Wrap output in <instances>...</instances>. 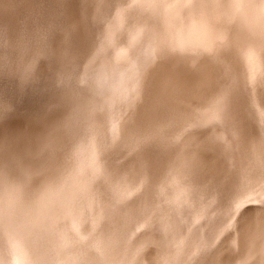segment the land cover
Masks as SVG:
<instances>
[{
    "label": "bare ground",
    "instance_id": "6f19581e",
    "mask_svg": "<svg viewBox=\"0 0 264 264\" xmlns=\"http://www.w3.org/2000/svg\"><path fill=\"white\" fill-rule=\"evenodd\" d=\"M191 1L194 3L197 0ZM121 5L117 17L111 22V26H109L112 31H114L116 22H123L126 20V6L123 3H121ZM151 6L153 8V13L157 15L161 21H165L163 33L160 32L161 30L151 27L147 21L138 19L128 24V40L121 39L118 44L123 49L124 58L130 61L139 58L142 64L145 62L140 72H138L132 80H124L112 94H108V97L101 100L98 99L94 89H92L90 85L87 88L88 90L75 92L76 94L74 97L78 99V104L73 116L69 119L70 121H60V127H62L61 131L51 133L53 135L48 136L49 139L44 141L42 145L39 144L31 148L29 153L23 150L20 156L15 155L17 159L14 158V161H8L7 159L12 157V155L17 153L20 149L18 147L20 144L15 142V137H32V133H35L38 129L57 121L60 111L55 114L56 116L54 112L51 113V111H49L51 114L44 113L45 115L42 114V116L38 113L33 119L29 120L26 118L28 124L25 127H27L28 130L20 135L15 131L18 129L17 125H22L20 120L17 119H22V114L18 115L14 120H10L6 127H4L2 137L0 136V144H5V152L0 151V163H3L5 167L11 165L7 169L3 168L2 172L11 177L25 178L28 181L27 183L34 188L24 184L20 186L17 182H13L12 178L1 177L0 175V217H4L1 220L8 222V224L18 225L19 223L21 227L27 223L29 229L27 227L24 228L30 230V235L35 238V240L34 238L33 240L38 245L40 244L42 246L41 248H43V250L40 251H44L45 249L49 250L47 251L49 253L53 251L54 253L51 252L53 255L60 251L63 253L64 245L70 248V246L77 244L79 240L85 239L84 243L86 244H90L87 243L88 239H90V241L93 239V242H97L96 240L94 241V238L89 237L90 234H93L91 235L92 237L94 235V237H97L96 232L105 227L108 228V224L111 225V220L113 221L112 224L115 225L116 223L117 226V215H120V213L122 214V212L126 213V211V214H128V210H130L133 201L123 203L114 209L108 210L104 208L102 211L101 208L100 213L96 212L97 207H95L94 203L96 201V196L102 189L99 186L98 180H96V175H100L112 187L115 183L116 187L117 184L118 186H122L124 185L123 183L127 181L126 186L124 185L125 188H123L126 190L123 191L125 192L123 193L124 195L134 190L136 188L135 186L141 185V188H143V196L140 199H142V201L151 199L149 200L151 204L148 203L150 204L148 213L153 215L151 216L152 218L157 217L160 219L165 217L166 214L163 212V208L154 204L152 195L154 194V185L157 183V175L162 166L166 165L165 163H170V166L173 168V172L171 171V180L176 188V193L180 194L181 198H187L189 200L207 193L210 188H215V190L221 194L222 198L226 192L245 185L254 175L264 170V168L255 165L259 159L264 157V148L261 149L255 140L252 142L247 141L246 143L243 137H253L260 130L254 119H251L249 108L251 107V103L254 104L253 99L255 100V97L263 90V87L262 89L259 88L258 84L264 83V33L260 32L258 36L240 35L234 39L230 38L224 41L214 39L216 37H221L222 33L226 36V32L227 36L229 34L234 35L238 31L249 32L250 29H248V27L254 20L253 17L261 15L262 19H264V11L263 13L258 11L259 9H257L250 0H202L196 6L195 11L191 12L190 19H187V13L183 15L184 17H180L179 11H173L164 3H161V5H158L157 2L151 3ZM233 9L236 13L234 16L227 18L229 20L225 22V25L215 24L221 23L217 21V17L222 14L226 17L227 13ZM262 21L263 22L256 27L257 29L255 28L256 32L259 31L258 28H263L264 30V20ZM209 37L213 39L210 40ZM207 38L209 40L206 42L196 45L197 48L204 46V49H196L195 45H193V50L180 49L173 51V56L169 59H167L169 54L167 55L168 57L165 56L167 58H155V56L159 57L162 45L167 50L184 45L185 42L198 43ZM215 61H220V63L224 65H215ZM222 67L224 69H219ZM214 70L218 71L215 73ZM222 70L224 71L223 74L229 76L231 81H233L232 88L229 91L225 89L215 95L205 97L198 95L207 89V85L210 87L212 81L216 80V74H219ZM248 74L249 77L256 82L253 87L247 85ZM104 86L107 87V82ZM140 92L144 94V99L140 98ZM232 94L238 99L248 94L244 101H253L248 103L250 106L246 104L247 108L249 106L248 112H244L242 115L235 114L233 107L235 103L231 102V100H234V97L229 99V96L231 97ZM198 104H204L206 106L207 111L204 115H194L192 107ZM259 104L260 102H258V105ZM254 109L252 108L253 112ZM102 112L108 114L111 122L110 127L108 124L107 126L102 124L104 121ZM166 113H169L170 116L166 122L162 125L157 123L158 128L154 129L148 136L145 132L143 139H141L140 137L143 131H145L143 127L162 118ZM85 120L95 124L93 131L96 133L94 150H97L98 156L91 164L95 170H91L92 178L90 176L88 185L80 183L83 187L79 184L72 186L64 180L59 181V178H57L58 174H60L58 171L61 170V165L64 166L61 162L65 160V156H62L61 153L62 151L68 152V154L71 155L73 146L76 142L70 141V139L78 133L80 129L78 126L79 123H83ZM185 122L190 124V132L187 134H182V132L178 137L176 136L177 138L174 137L175 132ZM208 123H211V127L204 130L203 126ZM224 123L235 128V133H232L233 135L228 136L226 135L227 133L222 132L224 131V127L220 128V126ZM134 125L141 128L133 130ZM214 129L215 131L210 133ZM170 134L171 136L169 139H166L167 141H162L163 138ZM198 134H201L203 138H197L196 135ZM67 139H69V144L65 143ZM184 140H187V142ZM117 141H121L120 146L122 147L120 149L117 147L118 145H116ZM183 143L185 147L177 153L176 150L178 151V148ZM172 144H176V146ZM121 152H132V158L125 164L126 167H129L127 172L131 175L128 177L127 174H124L125 178L123 179V183L121 180L119 181V178L116 180L113 172L118 165L114 168V165L112 166V164H109L108 167V164L105 163L107 158L115 159L114 156ZM66 158L70 160V157ZM175 159L179 161V170L174 169L176 168L175 165L177 162ZM116 164L120 165V163ZM63 172L64 169L61 171V175ZM230 177H233L234 181L231 180ZM207 178L211 179V182H204ZM230 181H233V187L226 189ZM124 195H122V197ZM80 205L85 208L87 207L88 213L83 211L86 212L88 216L82 217L83 214L81 210L84 207L79 209L78 207H80ZM140 205L142 206V204ZM76 207L80 210L82 216L79 214V210H77ZM140 208H138V210ZM136 209L137 208H135V210ZM142 209L144 212L147 208L145 207V209ZM75 210L78 211L77 214ZM138 210H136V213L140 211ZM143 212L141 211V214ZM124 213L122 215L126 216ZM145 213L146 212H144V214ZM133 214H135V212ZM141 214L139 212V215ZM122 215H120V218H123ZM249 215L251 214L249 213ZM137 217L139 216H136V219ZM62 218L67 219L69 223L64 224L61 222L60 220ZM94 219L96 223H94ZM123 220L126 219H122V224L124 225L127 222L124 223ZM92 221L99 226L101 224L100 228H95V233L89 230ZM114 221L116 222L114 223ZM1 224L3 223L1 222ZM122 224L120 225L122 226ZM0 226L2 227L3 225ZM70 226L74 228L75 231H72ZM14 228L16 227L13 226V229ZM119 229H117V231H119ZM122 230L118 233L115 232V235L116 233L121 234ZM109 231L111 232V230ZM153 231L154 230H152V232ZM106 232L108 233V231ZM12 233L9 232L8 234L10 235ZM15 233L13 236H16ZM105 234H103V237L101 235L97 238L103 239ZM111 234L114 233L111 232ZM22 235L26 236L24 233ZM153 235L156 236L154 233ZM244 235H246V242L248 243L250 253L258 249L260 245H264V220L251 222L247 225ZM13 236L12 240L8 241H11L10 243H12L13 248L17 245L16 249H18L19 244L16 242L18 240H15ZM151 237L150 239H152ZM25 238L28 239V237ZM117 239L118 238L114 239V241H110L109 239V242L105 239L102 240L103 242L106 241V244H103L101 248V251L103 250V255H107L113 261H115V258H119L122 263L130 264L132 260L129 258V255L124 257L126 260H121V257H123L121 249H123L124 243L123 241L119 242L121 239L119 241ZM33 240L32 242H34ZM115 240H117V245L119 247H116L115 250L108 248V246H112L111 243H115ZM162 240H164V238L160 233L157 242H161ZM147 241L148 239L145 243ZM79 243L77 244L78 246ZM84 243H81L83 244L82 249L84 248ZM129 246L132 247L130 244L126 247L128 248ZM86 247V249L83 250L85 255L80 259L75 252V257L77 256L79 260L76 258L77 261L74 260V262H70L69 264H100L99 262H92L93 257L91 256L95 255V249L91 248L90 245ZM82 249H80L78 254L81 253ZM30 252L32 253V251ZM42 253L45 255L44 258L47 259L45 252ZM19 254L21 253L19 252ZM50 255V258L56 256V254L52 257ZM19 256L20 255H18V257ZM59 256L61 257V255ZM23 257L24 254L22 253V256L19 257V261L20 263L22 262V264L29 260L25 257L28 260L24 262L25 260ZM44 258L43 260H45ZM66 258L70 259L67 256ZM33 260L34 259H32V261ZM47 260H49V258ZM52 260L50 259V261ZM257 260L258 258H255L251 264H256ZM47 262L48 261H46V263ZM141 262H139V264H141ZM151 262L152 258L150 262L147 261L146 264H152ZM204 262L205 260L200 258L197 264H208ZM30 263L31 262L28 264ZM64 263L66 262L64 261ZM31 264H33V262ZM36 264L39 263L37 262ZM47 264H50V262ZM131 264L134 263L132 262Z\"/></svg>",
    "mask_w": 264,
    "mask_h": 264
},
{
    "label": "rangeland",
    "instance_id": "374dc122",
    "mask_svg": "<svg viewBox=\"0 0 264 264\" xmlns=\"http://www.w3.org/2000/svg\"><path fill=\"white\" fill-rule=\"evenodd\" d=\"M201 1L202 0H197L192 3L191 0H0V136L2 137L4 127H6L8 122L14 120L20 114H22L24 119L17 118L22 123V125H17L18 129L15 131L19 135L28 130L27 127H25L28 124L27 119H33L38 113L42 115L51 111V113L54 112L55 115L60 111V113H58L59 117L57 121L38 129L35 133H32V137L26 138L16 136L15 142L20 144L18 146L20 149L7 160L14 161L13 159H17L16 156H20V153L23 152V150L29 153L31 148L36 147L39 144L42 145L44 141L49 139L48 136L53 135L51 133L61 131L62 127H60V121H68L76 110L78 99L74 97L76 94L75 92L88 90L87 88L90 85V87L94 89L98 99L101 100L108 97V94H112L121 82L124 80H132V78L140 72L145 62L142 64V61H139V58L131 61L127 60L123 56V49L118 44L121 39L128 40V24L138 19L147 21L151 27L159 29L161 30L160 32L163 33L165 21H161L158 16L153 13L151 3L157 2L158 5L164 3L173 11H179L180 17H184L183 15L187 13L186 18L190 19L191 12L195 11L196 6ZM250 1H252L257 9H259L258 11L263 13L264 0ZM121 3L126 6V20L123 22H113L115 23V28L114 31H112L109 26H111V22L117 17L120 7L122 6ZM235 13L236 11L233 9L227 13L226 17L222 14L217 17V21H220L221 23L215 24L225 25V22L229 20L227 18L234 16ZM253 19L254 20L248 27V29H250L249 32L238 31L234 35L229 34L228 36L226 32V36L222 33L221 37H216L214 39L224 41L229 40L230 38L234 39L240 35L258 36L260 32L264 33L263 28H258L259 31L256 32V27H258V25L263 22L262 20H264L261 15H256ZM211 39L213 38H210V40ZM207 40L209 39L207 38L198 43L185 42L184 45L167 50L162 45L159 57L155 56V58L160 59L169 54V57L167 56L168 58L165 57L169 59L173 56V51L180 49L193 50V45H195L196 49H204V46L197 48L196 45L204 43ZM215 62V65H224L220 63V61ZM219 69L224 68L222 67ZM217 71L218 70H214L215 73ZM223 72L224 71L222 70L219 74H216V80L212 81L210 87L207 85V89L198 95L205 97L218 94L225 89H228L227 91H229L233 86V81H231L229 76L224 75ZM247 80V85L249 87L255 86L256 82L249 77V74ZM106 82L107 87L104 86ZM258 86L261 89L263 87V90L255 97V100L253 99L254 102L252 100L249 102L244 101L250 92L246 94L245 97H241V99H238L235 95L233 96V94L231 97L229 96V99L234 97V100H231V102L235 103L233 107L235 114L237 115H242L250 109L249 115L251 114V119H254L260 130L253 137H243L246 143L247 141L252 142L255 140L257 145L263 149L264 83L258 84ZM143 96L144 94L140 92L141 99H144ZM251 101L254 104H252ZM258 102H260L259 105ZM248 103H251L250 108ZM246 104L249 105V109ZM252 108H257L256 110L254 109L255 114L252 111ZM192 111L194 112V115L200 116L204 115L207 109L204 104H198L192 107ZM103 115L104 121L102 124L106 126L108 124L110 127L111 122L108 114L105 112ZM168 117H170L169 113H166L162 118L144 126L143 129L145 131H143L140 138L143 139L145 132L148 136L154 129L158 128L157 123L160 125L164 124ZM78 126L80 128H78V133L70 139V141L72 140L76 142L73 146L71 155L68 154V152L62 151L61 153L62 156H65V160H62L61 162L64 166L61 165V170L58 171L60 174H58L57 178H59V181L64 180L72 186L79 184L83 187L84 184L88 185L90 182V176L92 178L91 170L95 169L91 164L97 158L98 152L97 150H94L96 133L93 131L95 124L85 120V122L79 123ZM209 127H211V123L205 124L203 129L205 130ZM221 127H224V131L222 132L227 133L226 135L228 136L235 133V128L233 126L231 127L224 123L220 128ZM140 128L141 127L134 125L133 130ZM190 130V124L185 122L175 132L174 137H178L182 132V134H187ZM214 131L215 129L210 133ZM170 136L171 134L167 135L162 141H167L166 139H169ZM196 137L199 139L203 138L201 134L196 135ZM184 141L187 142V140ZM65 143L69 144V139H67V142L65 141ZM120 144L121 141L116 142L119 149L122 147ZM172 145L176 146V144ZM184 147L185 145L183 143L176 152L178 153ZM0 151L5 152L4 143L0 144ZM66 157H70V160ZM114 157L115 159L107 158L105 163L108 164V167L109 164H112V166L114 165V168L118 165L113 172L116 180L119 178V181L121 180L123 183L125 175L127 174L128 177L131 175L127 172L129 167H126L125 164H127L130 161V158H132V152L117 153ZM175 161L177 160L175 159ZM177 162L175 165L176 168H174L175 170L179 168V161ZM116 163H120V165ZM165 164L166 165L162 166L157 175V183L154 185V194L152 195V201L154 204L164 209L163 212L166 214L165 217L160 219L157 217H151L153 215L148 213V207H150L151 204V201L149 200L151 199L147 201H142V199H140L143 196V188H141V185L135 186L136 188L134 190L128 192L127 195H124L123 193L125 192L123 191L126 190L123 188H125L127 181L123 183L125 186L119 185V187L117 184V188L115 185L116 183L112 187L100 175H96V180H98L99 186L102 188L101 192L96 196V201L94 203L95 207H97L96 212L100 213L101 208L102 211L104 208H107L108 210L114 209L117 206L130 201H133V204L135 203L136 210L140 208V204H142V206L148 203L150 204L144 207L141 206L139 209L140 211L138 210L141 214V211L143 212L142 208L145 209L146 207L147 209L144 210V212L147 213H145L146 217L144 212L141 215H139L138 211V213H136L134 205L132 204L130 210H128V214H126L127 211L126 213L122 212V214L124 213L126 216L120 213V215L123 216V218H120V215H117V226L115 223L116 221H114V225L111 220V225L108 224L109 227L107 225L108 228L105 227L104 229H101L104 232L101 230L97 232L95 231V228H100L101 224L100 226L94 224L96 223V220L94 219V223L92 221L89 226L90 232H96L97 237L101 235L103 237V234L106 233L103 239L107 242H109V239L110 241H114L116 238H118V241L121 239L119 242L123 241L124 243V247L121 249V252L123 253V257L120 255L121 260H126L124 257L129 255V258L132 260L131 263L133 262L134 264H139L141 261V264H146L147 261L150 262L151 258L152 264H197L200 258L204 259L208 264H251L255 258H258L256 264H264V245H260L258 249H255L254 252L250 253L248 243L246 242V235H244L247 225L251 222L264 220V170L254 175L245 185L226 192L222 198L221 194L217 192L215 188H210L207 193L189 200L187 198H181V195L176 193V188L171 180V171L173 168L170 166V163ZM10 165L5 167L3 163H0L1 177H10L13 179V182H17L20 186L24 184L28 187L34 188L27 183L28 181L25 178L11 177L4 174L2 172L3 168L7 169ZM255 165L264 168V157L259 159ZM63 169L64 172L61 175ZM230 178L234 181L233 177ZM233 181L228 183L226 189L233 187ZM204 182H211V179L207 178ZM122 195L124 196L122 197ZM83 207L84 206L80 205L78 208L81 209ZM86 208L84 207L81 210V213L83 214L82 216L80 210L76 207L82 217L88 216V210ZM77 210H75L76 214L78 212ZM132 212H135V214ZM249 213L251 215H249ZM136 216L139 217L136 219ZM2 218L4 217H0V225H3L2 227L0 226V264H22V262L20 263L19 261V257L22 256V253L24 254V262L31 259L24 264H28L29 262H33V264H36L37 262L39 264H41V262L42 264H47L49 262L50 264H69L70 262H74L76 258L79 260V258L81 259L82 256L85 255L83 250L87 248V245H90L91 248L95 249V255L91 256L93 257V263L124 264L119 258H115V261H113L107 255L104 256L101 248L103 244H106V241L103 242V239H98L99 237H94L95 235L92 237L91 235L93 234H90L89 237L94 238V241L96 240L98 243L100 242L99 244L93 242V239H91V241L88 239L87 243L90 244H86L84 243V239L81 241L79 240L80 243L77 242V244L79 243V246L74 244L75 246L77 245L76 248L74 245L70 246V248L66 245H61L63 246V253L62 251L57 252L58 254L55 253L56 256L58 255L56 258L58 260H56L55 254H53L55 257H52V253H54L53 251H51L52 253L47 252L49 250L46 249V251H40L43 250V248H41L42 246L34 241L35 238L30 235V230L24 228L28 226L27 223V225L22 224V227L19 223L18 225L10 223V227L8 222L1 220ZM122 219H126L123 220L124 223L127 222L129 224L126 223L127 225H123ZM129 220L132 221L130 222ZM60 221L64 224L69 223L68 220L64 218ZM1 222L3 224H1ZM120 224H122V226ZM13 226L16 228L13 229ZM27 228L29 229V227ZM70 228L72 231H75L71 226ZM108 229L114 234H111ZM117 229H119V231H117ZM10 230H12L13 233ZM120 230H122L121 234H117ZM152 230L154 231L152 232ZM106 231H108V233ZM7 232L12 234L9 235ZM115 232H117L116 235ZM14 233L16 236H13ZM23 233L26 236L22 235ZM153 233L156 234V236H154ZM160 233L163 235L164 240L157 242ZM4 236H7L8 238ZM12 236L15 240H18L16 241L17 244H19L18 249H16L17 245L13 248L12 243H10L11 241H8L12 240ZM149 236H152V239H150ZM17 237L21 238L19 239ZM25 237H28V239ZM31 239L34 242H32ZM143 239L145 241L148 239V241L145 243ZM117 240H115L114 244L111 243L112 246H108V248L115 250L116 247H119L117 245ZM81 243H84L83 249V244ZM129 244L132 247L129 246L127 248L126 246ZM80 249H82L81 253L78 254ZM30 251H32V253ZM19 252L21 254H19ZM42 252H45L46 257L47 259L49 258V260L44 258L45 255ZM47 253L49 255L51 254L50 256L52 258H50ZM74 253L79 256V258L77 256L75 257ZM18 255L20 256L18 257ZM59 255H61V257ZM66 256L71 260L67 259ZM42 257L45 260H43ZM142 257L144 261L142 260ZM32 259L36 261H32ZM50 259L55 260L53 262V260L50 261ZM46 261L48 262L46 263ZM64 261L66 263H64Z\"/></svg>",
    "mask_w": 264,
    "mask_h": 264
}]
</instances>
